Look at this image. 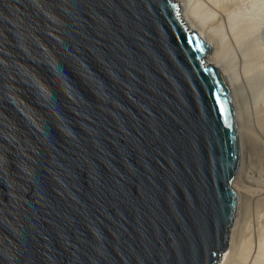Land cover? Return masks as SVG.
<instances>
[{
    "label": "water",
    "instance_id": "95a60500",
    "mask_svg": "<svg viewBox=\"0 0 264 264\" xmlns=\"http://www.w3.org/2000/svg\"><path fill=\"white\" fill-rule=\"evenodd\" d=\"M174 0H0V264H216L233 106Z\"/></svg>",
    "mask_w": 264,
    "mask_h": 264
},
{
    "label": "bare ground",
    "instance_id": "6f19581e",
    "mask_svg": "<svg viewBox=\"0 0 264 264\" xmlns=\"http://www.w3.org/2000/svg\"><path fill=\"white\" fill-rule=\"evenodd\" d=\"M211 47L232 102L240 147L229 250L216 264H264V0H174Z\"/></svg>",
    "mask_w": 264,
    "mask_h": 264
},
{
    "label": "rangeland",
    "instance_id": "374dc122",
    "mask_svg": "<svg viewBox=\"0 0 264 264\" xmlns=\"http://www.w3.org/2000/svg\"><path fill=\"white\" fill-rule=\"evenodd\" d=\"M237 217V216H236ZM230 235V234H229ZM230 237V236H229ZM229 250V240H228V248H227V250L226 251H228ZM224 253V252H223ZM222 256V255H221Z\"/></svg>",
    "mask_w": 264,
    "mask_h": 264
}]
</instances>
